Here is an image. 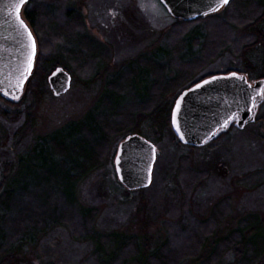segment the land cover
Segmentation results:
<instances>
[{
    "label": "rangeland",
    "instance_id": "1",
    "mask_svg": "<svg viewBox=\"0 0 264 264\" xmlns=\"http://www.w3.org/2000/svg\"><path fill=\"white\" fill-rule=\"evenodd\" d=\"M25 13L41 71L62 67L71 86L55 98L35 81L17 105L0 98L1 264H245L250 252L264 264V100L256 123L212 146L183 147L170 129L175 99L204 76L264 79V0H232L193 23L158 0H29ZM131 134L156 147L138 191L113 166Z\"/></svg>",
    "mask_w": 264,
    "mask_h": 264
},
{
    "label": "water",
    "instance_id": "2",
    "mask_svg": "<svg viewBox=\"0 0 264 264\" xmlns=\"http://www.w3.org/2000/svg\"><path fill=\"white\" fill-rule=\"evenodd\" d=\"M27 1L24 0L23 6L19 7V18L26 25L25 30L17 19L20 0H0V96L12 103L21 100L34 71L37 57L35 37L22 17ZM160 2L171 17L189 22L197 17L217 13L222 7L227 6L230 0L217 11H213V8L220 5L221 0H160ZM28 32H31V38ZM233 73L235 72L206 78L184 90L177 97L171 111L170 124L174 136L182 145L204 147L225 133L232 124L242 130L255 121L258 107L264 99V94H261L264 80L249 83L244 75L235 73L233 76ZM205 81L210 83L205 84ZM47 84L53 97L58 98L69 91L71 77L58 67L48 76ZM178 101L179 112L176 111ZM174 112L176 125L172 122ZM153 150L154 146L138 135L129 136L119 144L114 166L118 180L127 189L136 190L150 184L156 158V152Z\"/></svg>",
    "mask_w": 264,
    "mask_h": 264
},
{
    "label": "trees",
    "instance_id": "3",
    "mask_svg": "<svg viewBox=\"0 0 264 264\" xmlns=\"http://www.w3.org/2000/svg\"><path fill=\"white\" fill-rule=\"evenodd\" d=\"M27 14V13H26ZM213 17V16H212ZM212 17H209V18H207V20H209L210 18H212ZM262 17H264V13H263V16ZM218 18H215V19H212V20H210L209 22H212L213 20H217ZM233 19H235V16L234 17H231L230 19L228 18V23L231 21V20H233ZM201 20H203V19H198V20H196V21H201ZM206 20V19H205ZM180 22V21H179ZM181 23H184V22H182L181 21ZM193 23V22H192ZM207 24V23H206ZM212 54L213 55H216V54H218V53H220V51L218 50V51H215L213 48H212ZM208 56H212V55H208ZM204 60H206V59H204ZM203 60V61H204ZM209 61V60H208ZM41 61L40 60H37V62H36V67H35V71H34V73H33V76H32V78H31V80L29 81V83H28V85H27V88H26V91H27V93H31L32 92V88L33 87H35V86H33L32 84H33V82H35V81H39V84L40 83H42V84H45L46 83V77H47V73H45V72H42L41 71ZM186 65H187V67H188V72H192L196 67H198V66H194L193 68H192V66L190 65V64H188V63H186ZM188 72H185L186 74H183L181 77H182V79H181V82H183V81H185V79L188 77V76H191L192 74H189L188 75ZM198 72V71H197ZM183 73V72H182ZM208 76H210V75H207V76H204L203 78H201V79H199L198 81H196V82H199V81H201V80H203L204 78H206V77H208ZM162 79V78H161ZM172 80V79H171ZM196 82H194V83H196ZM168 83H170V79L169 78H166V79H162L161 81H160V85L159 86H161L166 92L165 93H167V92H170V91H172V90H174V89H167L166 88V85L168 84ZM193 83V84H194ZM177 85H180V83L179 84H177ZM192 85V84H191ZM154 86L156 87V84L154 83ZM157 88V87H156ZM164 93V92H163ZM162 93V94H163ZM161 94V95H162ZM155 97L156 98H158V100L160 101V93H158L157 95H155ZM3 101V100H2ZM6 103V102H5ZM139 109H141V108H139ZM132 115V114H131ZM165 120V122H168L169 120L168 119H164ZM119 131V130H118ZM215 143H213L212 145H214ZM94 150H95V148H94ZM95 152H96V150H95ZM96 156H97V161H98V159H99V156L97 155V153H96ZM98 163V162H97ZM96 166L98 167V164H96ZM96 167V168H97ZM227 207V204H225V203H223V202H221L220 204H217V205H215L214 207H212V211H211V213H215V212H217V211H219V208H226ZM87 212H88V215H87ZM87 212H85L84 213V215H82L83 216V218H86V221L88 222V224L90 225V222L92 221V217H93V211L91 212L90 210L89 211H87ZM89 212H90V214H89ZM92 214V217H90V215ZM228 215V214H227ZM214 221H216V222H218V221H220V220H214ZM222 221V220H221ZM211 222H209V223H207V225H208V228L211 226ZM219 223H217V225H218ZM200 226L203 228V227H206V223L204 222V223H201L200 224ZM247 224H245L244 222L243 223H241V225L238 227L239 229H238V231H236L235 233H239L241 236H242V238L243 237H245V236H243L245 233L244 232H242V231H240V228L241 227H243V228H245V229H247ZM87 231L89 232V230L87 229ZM90 231H91V227H90ZM195 232V231H194ZM243 234V235H242ZM202 234H200V236H201ZM233 235V234H232ZM232 235H230V236H227V237H225V238H222V239H216L214 242L215 243H213V247L211 248V252L210 253H214L212 250H213V248L215 247V246H218V243L219 244H222V245H224V247L222 248L223 249V251L224 250H226V249H228L227 247H226V245H225V243H229L228 242V240L229 239H231L230 237H232ZM199 236V237H200ZM78 237V236H77ZM200 239H204V238H200ZM225 239V240H224ZM201 244H202V242H201ZM222 245H221V247H222ZM202 245H200L199 247H201ZM245 246V245H244ZM204 247V246H203ZM220 248V247H219ZM199 249H201V248H199ZM217 249H218V247H217ZM222 249H221V251H222ZM0 251H1V249H0ZM241 250L239 249V251L238 252H236L237 254H238V256H240V255H242V253L240 252ZM95 252H97V253H100L101 251H96L95 250ZM243 252V251H242ZM249 252V251H248ZM254 253V252H253ZM177 255H179V253H176V256ZM244 255V254H243ZM3 255H1V253H0V264L3 262V257H2ZM246 256H248L249 257V262H246V263H250V264H252V262H250V260H251V258H252V255H251V252L250 253H246ZM167 257V256H166ZM166 257H162V259H161V263L160 264H169V263H171V261L173 260H169L168 258H166ZM109 261V260H108ZM115 261V260H114ZM114 261H110L111 263L112 262H114ZM244 261H246L245 259L242 261V263L244 262ZM252 261H253V259H252ZM173 263V262H172ZM245 263V262H244ZM245 263V264H246Z\"/></svg>",
    "mask_w": 264,
    "mask_h": 264
},
{
    "label": "snow or ice",
    "instance_id": "4",
    "mask_svg": "<svg viewBox=\"0 0 264 264\" xmlns=\"http://www.w3.org/2000/svg\"><path fill=\"white\" fill-rule=\"evenodd\" d=\"M23 3H24V0H20V5L17 7V19H18L21 27H24L25 30H27L26 25H24L23 21L20 20V18H19V7L23 6ZM227 3H228V0H221V4L217 5L215 8H213V11L219 10V7H221ZM205 14H207V13H205ZM28 35H29V38H31V32H28ZM32 48H33V56H34L35 55V41L34 40L32 42ZM30 70H31V60L29 61V71ZM232 75L235 76L236 74L233 73ZM214 79H216V78H214ZM204 83L208 84V83H210V81H205ZM197 87H201V85H197ZM249 87H251V85ZM5 94H7V93H5ZM261 94H264V89H261ZM14 98H18V97H14ZM253 99H255V98H253ZM253 106H255V104ZM179 110H180V103L178 101L177 105H176V111L179 112ZM172 122H173V125H176V113L175 112L173 113ZM225 126H227V122L225 123ZM177 131H179V127H177ZM153 151H155V150H153Z\"/></svg>",
    "mask_w": 264,
    "mask_h": 264
},
{
    "label": "flooded vegetation",
    "instance_id": "5",
    "mask_svg": "<svg viewBox=\"0 0 264 264\" xmlns=\"http://www.w3.org/2000/svg\"><path fill=\"white\" fill-rule=\"evenodd\" d=\"M231 2H232V0H230V2L228 3V5H227L226 7H223L221 10H226V9L229 7V5H230ZM26 6H27V5H25L24 8H23L22 15H23L24 20H25L26 23L28 24V26L33 30V28H32V23H31L30 19L28 18V16H27L26 13H25ZM163 8H164V6H163ZM221 10H220V11H221ZM197 18H203V17H197ZM197 18H196V19H197ZM174 20H175V19H174ZM34 34H35V33H34ZM37 45H38V44H37ZM38 51H39V50H38ZM234 128H235L234 125H232L226 133H228L230 130H232V129H234ZM226 133L222 134L221 136L225 135ZM221 136H220V137H221ZM220 137H219V138H220ZM219 138H218V139H219ZM218 139H217V140H218ZM217 140H216V141H217ZM214 142H215V141H214ZM214 142H213V143H214ZM213 143H211V144H213ZM211 144H210V145H211ZM149 185H150V184H149ZM149 185H148V186H149ZM148 186H147V187H148ZM147 187H145V188H147ZM143 189H144V188H139V189H136V190H143ZM132 191H135V190H132Z\"/></svg>",
    "mask_w": 264,
    "mask_h": 264
}]
</instances>
